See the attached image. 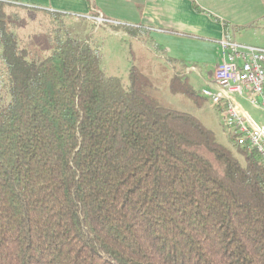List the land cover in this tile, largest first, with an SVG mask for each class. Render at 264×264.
<instances>
[{"label": "trees", "instance_id": "16d2710c", "mask_svg": "<svg viewBox=\"0 0 264 264\" xmlns=\"http://www.w3.org/2000/svg\"><path fill=\"white\" fill-rule=\"evenodd\" d=\"M6 5L0 264H264L258 154L162 105L135 67L107 76L87 41L31 55ZM169 91L198 101L178 74Z\"/></svg>", "mask_w": 264, "mask_h": 264}, {"label": "rangeland", "instance_id": "374dc122", "mask_svg": "<svg viewBox=\"0 0 264 264\" xmlns=\"http://www.w3.org/2000/svg\"><path fill=\"white\" fill-rule=\"evenodd\" d=\"M5 13L9 28L18 35L21 46L31 55H48L53 49V40L56 35L63 36L68 33L76 39L87 41L91 47L100 52V66L107 76L121 79L126 86L128 73L132 67H135L146 76L150 82L149 92L162 105L196 117L215 133L218 142L228 148L232 147L230 138L233 136L223 127L220 113L211 108L201 95L204 87L202 79H212V70L216 64L201 62L203 59L213 57L214 50L211 46L171 38L168 35L161 39L164 42L167 40L170 44L171 52L168 53L164 49L156 48L157 35L154 31H141L134 27L113 23L97 27L94 20L91 27L86 15L33 13L27 8L15 7L11 2L6 5ZM76 16L79 21H75ZM245 35L249 39L246 43L248 46L264 47L259 42L264 37V22L259 21L247 28ZM238 41L240 42V38L237 39ZM191 67L195 69V72L185 73V69ZM177 74L187 79L189 86L196 93L198 104L184 95L170 93L169 81ZM0 75L3 77L1 63ZM237 100L251 120L259 127L264 125L263 111L253 108L242 98L237 97ZM222 128L227 137L221 136Z\"/></svg>", "mask_w": 264, "mask_h": 264}, {"label": "crops", "instance_id": "0c3cea01", "mask_svg": "<svg viewBox=\"0 0 264 264\" xmlns=\"http://www.w3.org/2000/svg\"><path fill=\"white\" fill-rule=\"evenodd\" d=\"M1 1L6 4L11 2L13 6L27 8L33 13L86 15L91 27H93V18L101 15L109 24L130 26L141 31H154L157 35L156 48L164 49L168 53L171 52L170 44L167 40L161 41L163 37H168V35L171 38L204 43L214 50L212 58L201 60L205 64L216 63L212 70V77L214 70L221 61L218 43L221 40L237 42V39L240 38V42H238L247 45L246 43L249 41L245 35L247 28L254 26L259 21L264 22V0ZM76 18L78 17H75V21H79V18ZM242 32L243 34H241ZM259 42L264 45V37ZM187 69L190 68H186L185 71ZM221 136L227 137L224 128H222Z\"/></svg>", "mask_w": 264, "mask_h": 264}, {"label": "built area", "instance_id": "2783aa9c", "mask_svg": "<svg viewBox=\"0 0 264 264\" xmlns=\"http://www.w3.org/2000/svg\"><path fill=\"white\" fill-rule=\"evenodd\" d=\"M96 26L107 22L101 15L93 18ZM221 61L211 80H202L201 95L211 108L221 109L224 128L238 146L255 151L264 163V125L259 127L243 111L237 97L264 112V48L234 40L219 43ZM195 72L194 68L185 73Z\"/></svg>", "mask_w": 264, "mask_h": 264}]
</instances>
